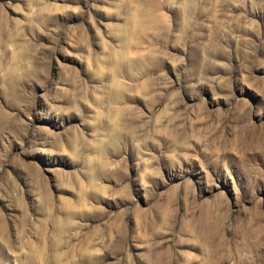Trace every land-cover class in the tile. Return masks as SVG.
I'll list each match as a JSON object with an SVG mask.
<instances>
[{
  "label": "rangeland",
  "instance_id": "374dc122",
  "mask_svg": "<svg viewBox=\"0 0 264 264\" xmlns=\"http://www.w3.org/2000/svg\"><path fill=\"white\" fill-rule=\"evenodd\" d=\"M0 264H264V0H0Z\"/></svg>",
  "mask_w": 264,
  "mask_h": 264
},
{
  "label": "bare ground",
  "instance_id": "6f19581e",
  "mask_svg": "<svg viewBox=\"0 0 264 264\" xmlns=\"http://www.w3.org/2000/svg\"><path fill=\"white\" fill-rule=\"evenodd\" d=\"M113 93H114V94H113ZM112 94L115 95V96H117L118 93L116 94L115 92H112ZM115 119H116V118H115Z\"/></svg>",
  "mask_w": 264,
  "mask_h": 264
}]
</instances>
